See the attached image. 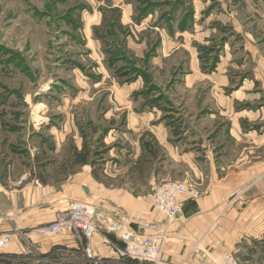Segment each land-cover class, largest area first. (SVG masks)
<instances>
[{
	"label": "rangeland",
	"instance_id": "1",
	"mask_svg": "<svg viewBox=\"0 0 264 264\" xmlns=\"http://www.w3.org/2000/svg\"><path fill=\"white\" fill-rule=\"evenodd\" d=\"M260 57L264 0H0V191L76 181L97 188L98 208L114 189L132 207L156 184L188 183L182 154L227 144L232 166L246 145L217 131ZM246 237L227 250L264 264V237Z\"/></svg>",
	"mask_w": 264,
	"mask_h": 264
},
{
	"label": "crops",
	"instance_id": "2",
	"mask_svg": "<svg viewBox=\"0 0 264 264\" xmlns=\"http://www.w3.org/2000/svg\"><path fill=\"white\" fill-rule=\"evenodd\" d=\"M245 36L247 42L243 47L244 51L249 53L250 61L255 62L260 41L251 40L250 32H245ZM263 58L260 57L259 70L252 69L256 72L239 82L238 87L232 90L231 105L227 107L232 118L225 128L221 127L217 131L218 138L222 137V140L225 131L226 136L235 144L246 145L241 153L236 154L235 159H231L234 164L227 168H223L221 164L225 158L232 156L226 150L227 144L219 145L218 151L213 155L202 152L204 154L199 156L193 151L179 157L191 172L190 179L184 178L183 181L194 184L200 195L196 198L185 196L182 215L168 224L167 239L162 251L163 257L174 263L184 259L188 264H197L200 260L209 258L220 259L221 253L228 251L234 240L231 236L232 226L242 232L232 246L245 239V234L256 236L252 238L264 237ZM193 130L196 131L195 128ZM158 141L163 143L166 139ZM97 193V188L92 191L76 181L58 190L48 186L41 187L36 182L20 189L0 191V232L21 230L27 233L34 227L51 223L62 207V199L87 201L92 199V195L96 198ZM127 199V193L122 189L108 190L107 207L105 203H98L99 208L97 204L95 206L98 226L103 227L116 217L126 216L137 233L148 234L147 228L150 225L164 222V216L152 210L148 201L130 207ZM224 227H228V230L224 231ZM107 237L112 242L117 240L112 234L107 233ZM33 241V253L26 255L22 251V244L14 239L9 249L0 253V264H39L36 263L38 257L51 254L58 248L71 251V254L58 255V258L70 256L73 260L65 264H94L91 261L84 262L79 246L69 238ZM89 244L103 262L113 264L111 261L118 259L102 244L100 237H93Z\"/></svg>",
	"mask_w": 264,
	"mask_h": 264
},
{
	"label": "built area",
	"instance_id": "3",
	"mask_svg": "<svg viewBox=\"0 0 264 264\" xmlns=\"http://www.w3.org/2000/svg\"><path fill=\"white\" fill-rule=\"evenodd\" d=\"M26 179L22 176L18 184ZM190 195L196 198L200 195L197 188L189 183L166 182L152 186L147 200L150 207L164 215V222L152 224L147 228L148 234L137 233L131 226L126 216L116 217L99 227L96 221V207L88 201H75L69 199L61 200V209L55 214L49 224L40 225L30 229L27 233L21 230L0 232V253L9 249L12 241L18 239L22 244V251L31 255L34 250L33 239L49 240L52 238H69L77 243L79 252L84 262L91 261L94 264H101L89 242L93 237L98 236L104 246L107 247L118 259L127 262L146 264H188L187 260L174 263L163 257V247L167 239L168 224L178 219L184 209V197ZM103 232V233H101ZM112 234L119 241V244L106 239L102 234ZM60 253L71 254L70 250L58 248L53 252L46 253L36 259L39 264H65L73 262L68 257H60ZM197 264H239L235 252L224 251L220 259H204Z\"/></svg>",
	"mask_w": 264,
	"mask_h": 264
},
{
	"label": "water",
	"instance_id": "4",
	"mask_svg": "<svg viewBox=\"0 0 264 264\" xmlns=\"http://www.w3.org/2000/svg\"><path fill=\"white\" fill-rule=\"evenodd\" d=\"M86 192V190H84Z\"/></svg>",
	"mask_w": 264,
	"mask_h": 264
}]
</instances>
